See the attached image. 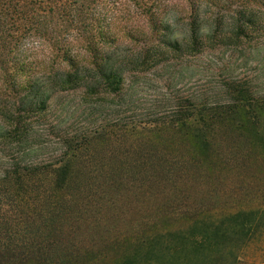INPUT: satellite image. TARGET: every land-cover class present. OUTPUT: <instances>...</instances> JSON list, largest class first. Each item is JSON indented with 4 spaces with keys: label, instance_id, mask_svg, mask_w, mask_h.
Listing matches in <instances>:
<instances>
[{
    "label": "trees",
    "instance_id": "trees-1",
    "mask_svg": "<svg viewBox=\"0 0 264 264\" xmlns=\"http://www.w3.org/2000/svg\"><path fill=\"white\" fill-rule=\"evenodd\" d=\"M96 1L0 0V70L5 55L15 51L23 38H44L48 23L79 30L75 40L85 49L69 55L65 49L71 43L55 39L49 60L58 61L51 79L44 77V68L42 75L40 68L39 75L27 76L13 67L15 73L1 85L33 98L42 88L80 89L95 102L101 101L100 96L115 98L135 69L142 71L170 52L187 57L223 41L245 44L255 26L264 25V18L256 15V0H240L232 10H224L220 0H136L142 7L138 16L142 15L144 44L133 48L118 42L120 36L110 35L112 16L85 15ZM86 19L98 22L100 46L94 45L91 31L83 30ZM233 93L226 106L208 107L188 97L185 107L174 111L176 118L166 122L175 137H185V144L182 138L166 145L168 150L150 144L138 153L114 156L102 146L105 142L115 146L118 141H110L100 124L64 141L57 162L0 171V264H225L237 260V253L264 225V203L217 202L211 208L196 194L185 200L182 186L192 180L185 172L172 170L200 166L211 150L218 167L246 168L247 148L238 151V140L218 135L236 130L264 135V98H254L242 88ZM180 112H185L181 118ZM18 125L14 120L8 127L18 129ZM139 144L136 140L129 146L137 149Z\"/></svg>",
    "mask_w": 264,
    "mask_h": 264
},
{
    "label": "rangeland",
    "instance_id": "rangeland-1",
    "mask_svg": "<svg viewBox=\"0 0 264 264\" xmlns=\"http://www.w3.org/2000/svg\"><path fill=\"white\" fill-rule=\"evenodd\" d=\"M238 1L220 0L224 10L235 9ZM256 1V15L264 18V0ZM141 8L136 0H97L89 9V14L85 15L89 18L98 17L99 12H104L112 16L110 35L114 39L120 36L118 42L123 41L128 47L134 48L144 44L140 24L142 15L138 16ZM179 14L181 17L185 15L184 11ZM98 25V22L86 19L85 28L82 27L87 32L91 31L96 46L103 43V38L97 33ZM178 27L177 36L182 23ZM255 27L256 30L246 38L245 44L234 45L223 41L187 57L183 52H170L167 57L142 71L135 69L133 75L128 73L119 97L100 96L101 101L95 102L92 101L95 98L84 97L80 89L62 91L59 88H42V93L37 96L39 98H33L31 94L15 92L10 86L1 85L16 70L20 74L22 70L25 71L23 74L34 76L40 68L42 75L44 68V77L51 79L58 61V58L49 60L53 58L50 57V44L55 39L71 43L65 49L69 55L84 53L83 43L75 40L79 30L63 28L58 22L53 25L48 23L44 27L48 29L44 38H23L15 51L5 55L1 65L0 171L57 162L64 151V141L72 135L80 137L100 124L106 128L110 141H118L115 146L109 142L102 146V149L111 150L114 156L138 153L150 144H154V147L161 145V150H168L166 145L179 143L183 137H175L171 130L166 129V122L176 118L174 111L185 107L188 97L198 103H206L208 107L226 106L234 98L233 89L237 88L248 91L254 98H264V25L259 23ZM51 61L50 69L48 65ZM41 100H45L44 104ZM181 113L185 112H180L179 118ZM14 120L19 122V128L11 127L10 130L8 126ZM236 131L228 134L221 132L218 138L224 136L238 140V151L247 148L249 157L246 168L218 167L212 150L204 155L200 166L172 168L175 172H185L188 179L192 180L182 186L185 200H188V195L196 194L200 202L208 203L211 208L215 207L212 203L217 202L232 206L245 202L264 203V135L250 136L244 133L246 131ZM183 139L185 144V137ZM136 140L140 142L137 149L131 148L129 145ZM225 264H264V225L237 253V260Z\"/></svg>",
    "mask_w": 264,
    "mask_h": 264
}]
</instances>
